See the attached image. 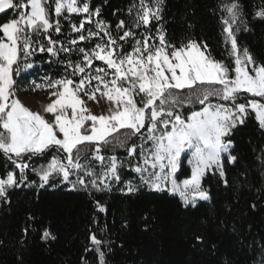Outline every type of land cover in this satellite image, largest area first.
Returning <instances> with one entry per match:
<instances>
[{
	"label": "snow or ice",
	"instance_id": "1",
	"mask_svg": "<svg viewBox=\"0 0 264 264\" xmlns=\"http://www.w3.org/2000/svg\"><path fill=\"white\" fill-rule=\"evenodd\" d=\"M165 10L166 0H138L128 9L131 23L119 19L114 35L112 25L100 18L101 7H91L88 0H0V14L13 13L0 20V154L11 165L0 175V204L10 205V190L27 186L26 169L33 158L47 159L52 153L46 164L32 168L40 188L55 187L59 178L73 189L111 191L112 182H120L123 163L115 155L102 154L112 147L125 148L129 157L138 154L133 171L142 183L178 196L185 208L212 200L204 184L208 177L225 188L238 183L251 190L246 183L247 168L230 182L226 166L241 162V156L234 154V137L252 114L262 141L255 159L264 175V55L257 58L239 43L238 33L252 30L242 0H220L211 9L224 38L225 59L212 55L208 42L194 36L195 25L187 19L183 38L173 43L164 26ZM118 12L114 10L113 15ZM74 14H83L78 24L72 22ZM189 14L194 16V10ZM252 16L264 22V0ZM93 23L95 30L85 29V24ZM65 25L75 37L65 35ZM142 27L145 32L138 35L135 30ZM93 40L91 48L79 47L81 42ZM129 41L133 42L131 51L125 48ZM37 53L57 58L54 62L65 66L59 79L45 76L33 86L34 91L48 92L43 114L30 110L15 95L14 76L32 68L29 58ZM95 61L104 66H96ZM98 97L108 105L94 114L88 102L99 105ZM194 102L202 106L200 110L189 115L179 111ZM132 137L140 143H129ZM95 161H99V171ZM185 161L190 175L179 181L177 173ZM74 175L75 180L71 179ZM121 191L135 194L138 188L128 181ZM261 199L264 197L257 195ZM257 206L255 202L250 205L253 210ZM96 207L105 211L100 201ZM28 219L35 217L29 215ZM29 230L25 227L23 237L16 241L13 264H26ZM145 230H150L147 222ZM39 234L44 242L57 239L48 227ZM88 239L85 252L94 253L97 264H109L111 242L95 232ZM192 240L194 247L203 245L205 236L194 231ZM240 242L243 244L242 238ZM211 249L214 254L216 245ZM80 261L90 264L85 256ZM253 264H264V243H259Z\"/></svg>",
	"mask_w": 264,
	"mask_h": 264
},
{
	"label": "trees",
	"instance_id": "2",
	"mask_svg": "<svg viewBox=\"0 0 264 264\" xmlns=\"http://www.w3.org/2000/svg\"><path fill=\"white\" fill-rule=\"evenodd\" d=\"M88 2L93 8L101 7L100 18L112 25L114 35L117 21L124 19L130 24L132 15L128 13V9L138 4V0ZM260 3L261 0H242L252 30L238 33L240 45L250 48L257 58L264 55V22L254 19L252 13ZM219 4L220 0H166L164 26L167 37L173 43L179 42L185 34L183 23L187 19L195 25L194 36L208 42L212 55L216 59H225L227 53L224 38L217 16L211 11ZM116 9L119 12L113 15ZM190 9L194 10V16L189 14ZM12 15V12L2 14L0 20L11 18ZM81 19L83 14H74L72 22L78 24ZM89 28L95 30V24H85V29ZM135 31L139 35L145 29L142 27ZM152 32H155V27H152ZM64 33L69 37L76 35L70 33L66 25ZM52 35L56 38L55 33ZM95 42H81L79 47L91 48ZM132 43L129 41L125 44L128 51L131 50ZM72 58L77 59L78 54ZM56 59L39 53L30 57L29 63L33 67L14 76L16 90H30L35 83H41L45 76L52 79L62 77L65 66L54 62ZM94 64L103 66L101 61H95ZM200 107L202 106L194 102L182 106L179 111L189 115ZM234 139V154L241 156V162L235 167L226 166V171L231 182L247 168L246 183L252 186L251 190L238 183L225 188L222 183L208 177L204 184L210 190L212 200L198 202L196 208H185L178 196L167 191L146 190L144 183H141L132 170L138 162V154L129 157L122 147H112L102 153L115 155L123 162L119 169L120 182L112 183L111 191L73 189L59 178L54 181L55 187L46 185L40 188L39 177L32 168L46 164L55 153L50 154L47 159L33 158L31 167L26 169L27 186L10 190V205L0 204V241H3V246L0 247V264H13L14 246L23 237L22 230L25 227L30 228L25 238L26 264H81V256H85L90 264H97L95 254L85 252V248L90 246V232L111 242L113 251L108 256L109 264H225V261L228 264H253L259 243H264V199L257 200V195L264 197V175L255 159L262 141L256 131L254 114L249 116L247 126L241 128ZM137 140L138 138L132 137L129 143L139 144ZM253 148L256 152H253ZM10 168L11 165L0 154V175ZM177 176H189L188 167L182 166ZM32 181L35 184L28 183ZM128 181H132L138 188L135 194L121 191ZM256 189L262 191L257 193ZM97 201L104 205L105 211L98 210ZM254 202L258 205L255 210L250 207ZM29 215L35 219L30 221ZM145 222L150 225V230H145ZM45 227L50 228L57 237L55 241L44 242L40 239L39 230ZM194 231L205 236L203 245L193 246ZM241 238L243 244L240 242ZM213 244L216 245L214 254L211 249Z\"/></svg>",
	"mask_w": 264,
	"mask_h": 264
},
{
	"label": "rangeland",
	"instance_id": "3",
	"mask_svg": "<svg viewBox=\"0 0 264 264\" xmlns=\"http://www.w3.org/2000/svg\"><path fill=\"white\" fill-rule=\"evenodd\" d=\"M131 51V50H130ZM97 66V65H96ZM104 66V65H103ZM101 66V67H103ZM34 86V85H33ZM15 95L20 99V101L26 106L28 107L30 110L32 111H37V112H41L42 113V108L43 106L49 102L48 100V92L44 89H36L35 91L33 90V87L30 90L27 91H15ZM99 98V97H98ZM213 102L215 103L216 101L213 100ZM108 105V102L106 101V99L103 98H99V105H97L95 102H88V107H90L93 111L94 114H99L103 109H105ZM201 108V107H200ZM200 108L196 109V110H200ZM195 111V110H193ZM43 114V113H42ZM46 119H51L50 115H46ZM143 131V130H142ZM137 142L140 143V140L138 139ZM105 156H109V155H105ZM91 159V158H89ZM85 161H82V163ZM94 166L96 167L97 171L100 170L99 167V161H95L93 162ZM185 167H188L189 169V175H190V166L187 164V162L185 161V163L182 165ZM134 167V166H133ZM133 170V168H132ZM180 171V170H179ZM178 171V172H179ZM178 175V173H177ZM136 176L138 177V179H140V176L138 173H136ZM188 177V176H187ZM187 177H183V178H178L177 179L179 181H182L183 179L187 178ZM71 179L75 180L76 176L74 175L73 177H71ZM112 183H115V181H113ZM142 183V181H141ZM143 184V183H142ZM70 185V184H69ZM126 185V184H125ZM145 185V184H144ZM71 186V185H70ZM146 186V190H150V191H155L152 190L150 188ZM77 188L81 189V187L77 186ZM168 193H170L169 191H167ZM171 194V193H170Z\"/></svg>",
	"mask_w": 264,
	"mask_h": 264
},
{
	"label": "water",
	"instance_id": "4",
	"mask_svg": "<svg viewBox=\"0 0 264 264\" xmlns=\"http://www.w3.org/2000/svg\"><path fill=\"white\" fill-rule=\"evenodd\" d=\"M0 15H2V14H0Z\"/></svg>",
	"mask_w": 264,
	"mask_h": 264
}]
</instances>
